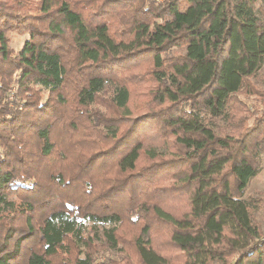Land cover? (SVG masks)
Returning a JSON list of instances; mask_svg holds the SVG:
<instances>
[{
  "label": "trees",
  "instance_id": "trees-1",
  "mask_svg": "<svg viewBox=\"0 0 264 264\" xmlns=\"http://www.w3.org/2000/svg\"><path fill=\"white\" fill-rule=\"evenodd\" d=\"M263 63L264 0H0V264H264Z\"/></svg>",
  "mask_w": 264,
  "mask_h": 264
},
{
  "label": "rangeland",
  "instance_id": "rangeland-1",
  "mask_svg": "<svg viewBox=\"0 0 264 264\" xmlns=\"http://www.w3.org/2000/svg\"><path fill=\"white\" fill-rule=\"evenodd\" d=\"M26 38H27V34H25V33L11 34L10 35V39H11L10 46L13 47L14 49L18 50L21 48V46H22V44ZM252 81H253L254 85L256 86V88H258L260 90H264V63L262 65L261 69L259 70V72L256 74V76L254 78H252ZM251 102L256 107H260L262 104V102L256 97H253ZM256 191H264V156L261 157L259 170H258L257 174L252 179H250V181L246 187L244 195L251 194V193H254ZM100 259H102V258H100Z\"/></svg>",
  "mask_w": 264,
  "mask_h": 264
}]
</instances>
